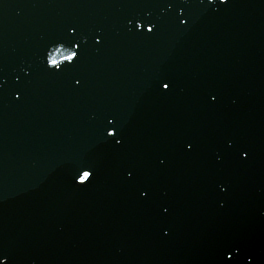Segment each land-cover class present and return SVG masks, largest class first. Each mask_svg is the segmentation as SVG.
Here are the masks:
<instances>
[{"label": "water", "instance_id": "95a60500", "mask_svg": "<svg viewBox=\"0 0 264 264\" xmlns=\"http://www.w3.org/2000/svg\"><path fill=\"white\" fill-rule=\"evenodd\" d=\"M0 259L264 264L263 0H0Z\"/></svg>", "mask_w": 264, "mask_h": 264}, {"label": "snow or ice", "instance_id": "6c2138e0", "mask_svg": "<svg viewBox=\"0 0 264 264\" xmlns=\"http://www.w3.org/2000/svg\"><path fill=\"white\" fill-rule=\"evenodd\" d=\"M212 2H214V0H212ZM221 2L226 3L227 0H221ZM137 27L144 28L145 26L143 24H138ZM153 30H154V26L147 27V32L151 33ZM72 31H73V35H75V29H73ZM99 42L100 41L97 40V43H99ZM76 47L79 48V44H77ZM77 58H78V52L74 50L73 54L67 58L66 62L72 63ZM49 66L51 69H55V70H61V67H62L61 64H58L55 61H52L51 65H49ZM162 87L164 90H168V89H170L171 85L169 83H163ZM109 124L114 126L115 122L113 120H110ZM107 135L109 137H113V138L117 135V132L114 130V127H113V130L108 131ZM116 142L120 143L119 140H117ZM93 175H94L93 171L88 170V169H84V170H82L81 174L79 175L78 182L83 185V184L89 182ZM0 264H6V262L3 259H0Z\"/></svg>", "mask_w": 264, "mask_h": 264}, {"label": "clouds", "instance_id": "9594fccd", "mask_svg": "<svg viewBox=\"0 0 264 264\" xmlns=\"http://www.w3.org/2000/svg\"><path fill=\"white\" fill-rule=\"evenodd\" d=\"M209 2H212V0H209Z\"/></svg>", "mask_w": 264, "mask_h": 264}]
</instances>
